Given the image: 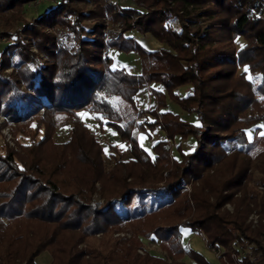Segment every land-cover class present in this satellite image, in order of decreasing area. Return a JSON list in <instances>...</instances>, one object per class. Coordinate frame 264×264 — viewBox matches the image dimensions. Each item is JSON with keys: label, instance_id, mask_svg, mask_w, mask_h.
<instances>
[{"label": "trees", "instance_id": "trees-1", "mask_svg": "<svg viewBox=\"0 0 264 264\" xmlns=\"http://www.w3.org/2000/svg\"><path fill=\"white\" fill-rule=\"evenodd\" d=\"M23 1L0 0L1 15L11 11L21 20L20 35L0 29V38H10L0 48V111L23 123L43 107V135L26 146L21 164L13 150L0 152V264H35L44 249L52 255L49 264H189L179 259L185 252L195 264H218L184 246V225L222 247L228 264H264V244L244 221L247 207L233 213L219 207L239 186L241 199L252 200L264 215V191L254 183H264V175L252 176L246 164L264 127V0H132L118 6L53 0L29 18L16 10ZM104 18L118 21L121 32L106 37ZM128 29L158 44L148 46ZM108 45L137 51L139 70L112 67ZM146 82L158 100L147 124L168 137L195 140L179 158L168 154L164 140L153 142L154 157L135 141L144 124L134 120L133 95ZM179 85L188 88L181 93ZM166 98L197 119L168 109ZM83 107L132 141L134 158L105 176L75 114ZM69 120L70 137L51 142L54 126ZM233 142L238 148L230 147ZM43 147L50 151L46 157L39 154ZM71 164L83 174L73 175ZM99 176L102 201L91 198ZM189 176L199 182L190 195L179 190ZM128 194L127 216L111 221L104 206ZM121 224L131 235L111 234ZM139 234L158 237L169 259L137 252ZM241 248L245 253L236 259Z\"/></svg>", "mask_w": 264, "mask_h": 264}, {"label": "rangeland", "instance_id": "rangeland-1", "mask_svg": "<svg viewBox=\"0 0 264 264\" xmlns=\"http://www.w3.org/2000/svg\"><path fill=\"white\" fill-rule=\"evenodd\" d=\"M53 0H27L23 1L18 8L16 9L21 16L24 18H29L34 15H37L38 12H41L45 9ZM110 3L115 4L116 6L122 5H134L135 3L132 0H107ZM104 26L102 27L103 32L106 34V37L110 36L112 33H118L120 31V23L118 21L109 20V18H104L103 20ZM21 20L15 16V14L11 13V11L6 12L5 14H0V29H5L8 31H12V33L16 32L20 35L19 26ZM53 32L57 33V27H52ZM125 33H131L136 36L137 39L142 41L144 44L155 46L158 43L151 37L149 34H143L136 29H128L125 30ZM23 40H27L26 37L22 36ZM10 38L2 37L0 38V48L9 41ZM35 49V48H34ZM106 52L110 55L112 62L111 66H124L130 71H138L139 66H141V59L139 58L137 51L130 50L124 51L115 48L114 46L108 45ZM243 66H239L242 68ZM11 67H8L6 70H10ZM248 74L250 76V72L248 70ZM178 91L185 92L188 88L187 85L178 86ZM155 90L153 86H151L148 82L143 83L140 88H138L133 97L136 100V114L134 115L135 122H143V127H139L135 130V141L139 145H141L144 150L148 152L152 157H154V152L152 151L153 142L157 140H164L168 144V154L171 157L179 158L180 153L179 150H187L194 146L195 140L191 136H187L185 138H180L177 135H173L168 137L163 129H161L156 124L154 126H149L147 124L148 121L152 120L154 117L153 113H150V109L152 107H157V97L155 94ZM167 99V98H166ZM177 102L172 100L169 101V108L172 111L178 112L182 117L188 118L191 120H196L195 112H187L184 111ZM44 110L43 107L37 111L34 115L28 118L27 121L23 123H18V121L8 119L5 117L3 113L0 111V152H7L9 149L14 151V160H17L19 164H21V160L19 159L20 155L26 152V146L32 141H37L43 135L42 124L43 122L39 119L41 116V111ZM76 116L82 119L83 126L87 130V137L91 139L93 143H95L94 148L97 150V156L99 157L100 164L98 167L102 170L103 176L110 173L115 169V165L117 163L133 159V155L130 152L132 149V141L130 139H120L118 136L117 130L112 127V125L107 124V120L105 117L100 115L97 112L87 111L84 107L81 109L75 110ZM100 119V120H99ZM41 121V122H40ZM71 120L64 123L56 124L52 130L50 141L53 143H61L66 141L70 137V126ZM254 127H250L248 134L253 131ZM262 133L259 141L254 145V148L251 150L250 154L247 155L246 164L248 165L247 170L252 171V176H256L258 173L264 175V127L259 131ZM239 143L233 142L231 144V148H238ZM50 152L48 148L41 149L39 154L43 157H46L47 153ZM68 154V153H67ZM71 155H67V159H71ZM73 158V157H72ZM128 166V163L126 164ZM70 172L72 168L73 175L77 171L80 175L83 174V171L79 166H74L71 164L69 166ZM209 171L213 172V169H209ZM128 177V176H127ZM102 177H96L93 181L95 185V189L91 192V198L96 201H102V196L99 193L100 180ZM127 179V178H126ZM253 180V179H252ZM79 182H81L79 180ZM254 182V180H253ZM258 189L264 191V183L262 182H254ZM194 186L198 188L199 182L193 177L189 176L185 181L180 184V191L189 194L191 189H194ZM232 195L234 198L230 200H225V202L220 203L221 209H226L229 213H233L236 207L242 206L247 207V213L244 215L245 223L251 228V232L257 235L258 239L261 240L264 244V233L258 232V229L261 226H264V215L260 208V206L254 204L252 200H248L246 203V199H241L242 191L241 188L235 187L232 188ZM190 195V194H189ZM210 199L214 200L212 193L210 194ZM129 200V194L124 196L121 200H114L108 205L104 206V211L108 215L111 221L119 222L127 216V205ZM236 202H240L241 204H236ZM3 222H7V218L1 216ZM121 229H113L112 235L116 234H124L126 236L131 235L130 227L128 228L125 224H121ZM181 241L186 248H192L196 250H200L206 258L214 263L218 264H228L227 258L228 253L223 251V248L220 246L209 245L207 242L206 236L199 230H192L185 225L181 228ZM99 234V233H97ZM139 237L142 239L143 246H137L135 249L140 254L150 253L155 256H160L164 258V260H168V256H166V251L161 246L160 239L153 238L150 235H142L139 234ZM84 243L81 242L78 246H82ZM241 251L239 254L237 253L236 259L241 256V253H245L244 249H239ZM35 264H49L51 262L52 255L48 249H44L35 255ZM179 259L185 261L189 264H195L192 257L185 252ZM238 260H235L237 262Z\"/></svg>", "mask_w": 264, "mask_h": 264}, {"label": "crops", "instance_id": "crops-1", "mask_svg": "<svg viewBox=\"0 0 264 264\" xmlns=\"http://www.w3.org/2000/svg\"><path fill=\"white\" fill-rule=\"evenodd\" d=\"M181 86H183V85H181ZM169 101H170L169 99H166V107H167L168 109H170V108L168 107V106H169ZM166 107H165V108H166Z\"/></svg>", "mask_w": 264, "mask_h": 264}, {"label": "built area", "instance_id": "built-area-1", "mask_svg": "<svg viewBox=\"0 0 264 264\" xmlns=\"http://www.w3.org/2000/svg\"><path fill=\"white\" fill-rule=\"evenodd\" d=\"M231 255H232V257H235V254H234L233 252H232V254H231ZM233 261H235V260H233Z\"/></svg>", "mask_w": 264, "mask_h": 264}]
</instances>
